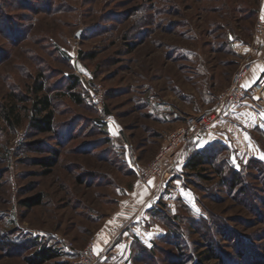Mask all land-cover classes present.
<instances>
[{
    "label": "rangeland",
    "instance_id": "1",
    "mask_svg": "<svg viewBox=\"0 0 264 264\" xmlns=\"http://www.w3.org/2000/svg\"><path fill=\"white\" fill-rule=\"evenodd\" d=\"M259 20L264 0H0V264H29L34 240L62 254L45 264H71L104 222L142 203L104 251L95 247L101 264H264V94L245 104L255 117L226 112L210 128L232 137L233 120L239 147L214 143L193 172L184 165L196 137L180 156L173 148L165 173L142 175L189 118L215 113L262 49ZM71 76L82 105L66 94ZM41 80L55 115L54 132L39 135L29 102L16 103L18 124L1 108ZM245 133L257 153L244 149Z\"/></svg>",
    "mask_w": 264,
    "mask_h": 264
},
{
    "label": "built area",
    "instance_id": "2",
    "mask_svg": "<svg viewBox=\"0 0 264 264\" xmlns=\"http://www.w3.org/2000/svg\"><path fill=\"white\" fill-rule=\"evenodd\" d=\"M258 22L259 33L264 38V21L259 20ZM257 65L264 66V42L262 44V49L257 56L245 63L243 71L233 78V84L230 89L219 97L213 108V112L215 113L200 112L196 117L189 118L187 120L185 131H178L176 134V140L175 137H173L171 146H168L165 150L161 151L156 156L153 164L148 169L142 171L145 183L166 172L165 162L167 161L168 156L172 155L174 147H177V153H180V150H182L190 140L195 139L203 132L210 129L221 118V116H223V114L226 112H236L243 107L246 102H255L264 94V70L259 72L258 76L252 83L249 84L248 81ZM90 102L96 108L101 109L102 98L99 94L91 92ZM170 164H172V162ZM56 239L57 243H63L62 239L58 237ZM71 264H101V260L95 250L94 244L90 243L84 249L76 250Z\"/></svg>",
    "mask_w": 264,
    "mask_h": 264
},
{
    "label": "trees",
    "instance_id": "3",
    "mask_svg": "<svg viewBox=\"0 0 264 264\" xmlns=\"http://www.w3.org/2000/svg\"><path fill=\"white\" fill-rule=\"evenodd\" d=\"M260 70L257 69V76ZM68 85L66 87V94H68L70 100L77 105H82V100L79 94L76 93V89L78 87L77 79L71 76L68 79ZM48 89H46V84L42 80L34 83L30 88V96L22 95V96H14L12 99L15 103L9 107H2L4 109V118L11 125L18 124L20 122L19 114H15L16 103H27L29 102V107L26 108L24 106L25 112L31 115V123L32 128L36 134H45L54 132V106L52 103V98L49 95ZM108 113L107 111H105ZM201 135H199L196 139H198ZM194 150V149H192ZM54 158H48L41 160L42 166H53ZM207 158L206 156L197 151H192L190 157L187 159L184 167L191 171H199L202 169V166L206 164ZM47 171V170H46ZM222 174V173H220ZM230 177V189L231 191L236 190V186L238 185V176L237 174H231ZM40 204L39 197H36L33 200L28 201L25 205L27 207H32ZM34 252L30 258L27 259L29 264H45L48 261L55 260L60 256V252L53 248L52 246H46L44 244H37L34 240L32 245Z\"/></svg>",
    "mask_w": 264,
    "mask_h": 264
},
{
    "label": "crops",
    "instance_id": "4",
    "mask_svg": "<svg viewBox=\"0 0 264 264\" xmlns=\"http://www.w3.org/2000/svg\"><path fill=\"white\" fill-rule=\"evenodd\" d=\"M256 77L257 76H251L249 84L252 83L256 79ZM258 107L261 108V104L258 105ZM241 108H242V114H240V115L235 114L236 112L235 113L232 112L233 114L229 113V116H231L234 121L240 122L241 120H237V118L238 119L240 118V119H242V121L247 122V119H249V117H251L252 115L255 117V115L258 114V112L254 113L255 108H253L251 105H246V106L244 105ZM245 111H247V112H245ZM233 120L230 121L229 124L231 125L233 133H235L236 135L230 137L226 132L219 131V127H217L219 125V123H218V125H216L212 129H210L208 132L203 133L197 140H195L193 142V146H191L192 144L190 145V148L194 149L192 151H197V152L203 153L204 150L205 151L210 150L211 149L210 146L213 145L214 143H217L220 141H225V140L229 144H231L233 146V148L239 147L240 144H239V141L237 140V137H238L237 135H241V133H240V131L234 130V126L237 127V123H234ZM228 133H231V132H228ZM245 135L247 136V139L243 138V142H245V144L243 145L244 149L247 146L249 147V146L254 145L253 146L254 147L253 153H257L256 146H255V144H253L251 142V138L249 136V133H245ZM188 147L189 146L186 147V150L188 149ZM180 154H181V152L179 153V156H180ZM147 188H148V190L150 189L149 191H153L155 188L157 190L158 186L157 185L155 186L154 184H152V186H149ZM159 189H161V188H159ZM136 191H137L136 189L131 190V192L129 191L128 193H126L127 195L125 196L126 200L132 201V203L134 202L132 204V206H134L135 203L137 204L138 200H139V198L136 197V194H137ZM147 200H149V199H147ZM128 203H126L125 206L129 205ZM143 205H144V203H142L140 205V207L136 210V212L134 214H131L130 213L131 211H129L127 209L120 210L115 214V216L112 217V219H109V221L104 222L103 225L101 226V229L99 230L98 234L96 235V246L95 247H96L97 251H100V250L104 251L107 248L109 241H112V239L114 238V236H115L114 233L116 232V230L121 228V226L124 225L125 223H128L130 221L131 217L133 218V216L136 215L142 209ZM129 206H131V205H129ZM60 256H62L61 253H60Z\"/></svg>",
    "mask_w": 264,
    "mask_h": 264
},
{
    "label": "snow or ice",
    "instance_id": "5",
    "mask_svg": "<svg viewBox=\"0 0 264 264\" xmlns=\"http://www.w3.org/2000/svg\"><path fill=\"white\" fill-rule=\"evenodd\" d=\"M262 70H264V69H262Z\"/></svg>",
    "mask_w": 264,
    "mask_h": 264
}]
</instances>
